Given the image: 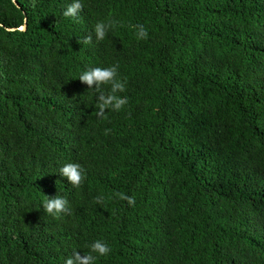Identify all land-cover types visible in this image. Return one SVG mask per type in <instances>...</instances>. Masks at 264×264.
<instances>
[{
	"label": "trees",
	"instance_id": "16d2710c",
	"mask_svg": "<svg viewBox=\"0 0 264 264\" xmlns=\"http://www.w3.org/2000/svg\"><path fill=\"white\" fill-rule=\"evenodd\" d=\"M17 1L0 0V264L96 240V264H264V0H81L78 18ZM117 64L128 103L101 118L79 76ZM56 195L71 214L45 211Z\"/></svg>",
	"mask_w": 264,
	"mask_h": 264
},
{
	"label": "clouds",
	"instance_id": "9594fccd",
	"mask_svg": "<svg viewBox=\"0 0 264 264\" xmlns=\"http://www.w3.org/2000/svg\"><path fill=\"white\" fill-rule=\"evenodd\" d=\"M83 5L81 0H72L63 12L64 17L78 18L79 13L82 11ZM118 22L109 20L107 22H97L93 29V34L87 35L79 43L89 44L93 40H103L107 35L110 28L114 27ZM136 29L137 39H147L148 32L142 24L134 25ZM119 65L110 67H94L89 68L82 72L79 80L86 84L89 89H94L96 93V108L98 109L96 115L101 118L105 117V110L111 109L113 111H120L128 103V98L121 97L119 93L126 90V79L122 81L118 78ZM109 86L106 90L104 86ZM109 130H106L107 134ZM59 173L66 177L73 187H80L82 182L86 179V170L75 162H69L63 165ZM113 195L120 199L127 201L128 205H135V197L129 196L123 192H115ZM104 200L103 195L96 197L97 203H102ZM43 207L45 211L55 217L60 214H71V209L68 206V200L60 195L54 197L46 196ZM89 251L81 255L79 251H73L72 255L65 259L64 264H96L98 256H107L111 249L109 245L103 240H96L89 246ZM95 254V255H94Z\"/></svg>",
	"mask_w": 264,
	"mask_h": 264
},
{
	"label": "water",
	"instance_id": "95a60500",
	"mask_svg": "<svg viewBox=\"0 0 264 264\" xmlns=\"http://www.w3.org/2000/svg\"><path fill=\"white\" fill-rule=\"evenodd\" d=\"M14 2H15V4L17 5V6H19V3H18V1L17 0H13ZM1 24V23H0ZM1 25H3V24H1ZM20 29H26V23L24 24V25H22L21 27H19ZM7 29H9V30H14L15 28H10V27H7Z\"/></svg>",
	"mask_w": 264,
	"mask_h": 264
}]
</instances>
